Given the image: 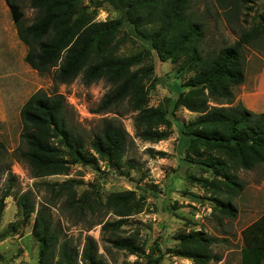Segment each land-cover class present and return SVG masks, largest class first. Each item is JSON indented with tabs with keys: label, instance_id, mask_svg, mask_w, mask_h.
<instances>
[{
	"label": "trees",
	"instance_id": "1",
	"mask_svg": "<svg viewBox=\"0 0 264 264\" xmlns=\"http://www.w3.org/2000/svg\"><path fill=\"white\" fill-rule=\"evenodd\" d=\"M4 1L18 40L27 48L24 62L32 70L52 71L56 86L68 85L80 77L81 83L88 87L102 79L109 88L95 113L115 114V109L126 105L134 114L135 135L143 142L156 144L168 140L175 125L181 149L188 150L193 157L198 159L211 150H219L222 156L217 159L206 157L194 163L204 167V173L213 178L201 179V182L204 188L212 189L214 209L222 216H236V208L228 202L244 189V182L237 179L236 173L264 166V113H253L240 102L234 104L233 93L244 82L243 49L264 30V15L260 14L262 21L258 26L241 32L230 46L202 55L199 43L204 28L190 16L189 0H104L118 14L117 18L104 22H93L80 13L78 0H27L35 12L29 24H24L20 8V2L25 0ZM216 1L220 8L226 9L235 1L247 5L253 0ZM150 25L155 29L146 31ZM127 37L147 44L159 63L182 57V67L195 68L194 76L182 85L184 90L177 93L171 110L161 105L148 107V89L154 84L150 83L147 88L144 80L152 73L153 66H142L144 53L118 54ZM177 108L197 116L188 122L168 118V115L174 117ZM66 109L67 104L57 91L47 94L42 90L33 93L20 109V139L25 149L17 158L27 166L33 179L67 175L73 164L95 168L97 160L116 168L134 167L131 162H122L129 136L119 118L102 120L100 130L87 144L68 126ZM159 126L165 130L160 131ZM53 138L58 139L62 150L51 143ZM156 156L163 154L157 152ZM75 184L67 180L43 186L49 192L58 193L57 197L64 196L70 207L81 210L75 203ZM9 196L10 188H7L1 202ZM14 202L28 214L35 212L32 235L41 243L40 264H76L75 249L66 241L57 245V237L50 231L45 214L48 203L35 210L27 193L14 196ZM135 202V193L124 191L110 194L104 203H98L116 217L113 222L102 223L101 235L120 229L128 218L138 214L140 209ZM82 205L93 209L92 203ZM108 241L111 247L127 255L144 256L146 264H157L161 258L160 254L153 257V252L145 254L132 236H117ZM178 241L181 245L175 252L178 257L198 264L221 260L220 256L208 252V247L218 242L216 238L194 233L181 235ZM243 241L241 264H264V216L248 227ZM79 259L81 264H104L98 258L97 243L90 236L84 239Z\"/></svg>",
	"mask_w": 264,
	"mask_h": 264
},
{
	"label": "rangeland",
	"instance_id": "2",
	"mask_svg": "<svg viewBox=\"0 0 264 264\" xmlns=\"http://www.w3.org/2000/svg\"><path fill=\"white\" fill-rule=\"evenodd\" d=\"M78 11L86 14L93 22L115 19L118 14L104 0H78ZM6 3L0 0V264H40L42 261L41 243L32 235L35 212L28 214L14 202V196L27 193L29 201L35 204V210L43 203L46 218L50 222V231L57 237V245L66 241L77 252L76 264H81L79 255L86 236L95 240L98 246V258L104 264H146L144 256L127 255L111 247L109 238L132 236L145 254L153 252L161 258L157 264H198L175 255L181 248L179 236L200 233L208 238H216L217 243L208 247V252L220 256L219 262L206 264H241V251L244 248L243 233L249 225L244 217L242 200L251 198V215L264 209V200L258 193L246 185L263 177L264 166L257 167L249 174L236 173L237 179L244 182V190L238 201L228 200L236 208V216H222L214 209L212 189L204 188L201 179H213L204 173L202 166L194 161L217 159L222 156L219 150H211L201 158L183 151L178 143L177 126L172 125L168 140L156 144L143 142L135 135L134 114L126 105L115 109L114 113L96 114L95 110L102 96L108 91V85L100 79L90 86H84L80 77L68 85L56 86L53 72L38 73L25 62L27 48L18 40L15 26L11 23ZM24 24H29L35 14L27 0L20 2ZM249 8V9H248ZM190 16L203 25V38L199 43V53L218 51L233 44L243 31L258 26L260 14L264 15V0H253L247 5L234 2L226 9L220 8L216 0H189ZM154 25L146 31L154 30ZM144 53L142 66H153L151 74L144 80L148 89V107L171 110L177 93L184 90L182 85L195 73L194 67L181 66L183 58L176 61L159 63L154 52L147 44L135 37H127L120 47V56ZM244 82L233 89L234 104L242 103L243 98L250 99L249 105L257 107L261 99L264 103V30L243 49ZM42 90L47 94L57 91L66 104L68 126L88 142L93 134L100 130L102 120L119 118L129 136L126 153L122 162H131L132 169L111 167L97 160L95 168H86L79 164L70 166L67 175H56L42 179H33L27 166L18 160V154L25 149L20 139L21 121L19 112L25 101L35 92ZM252 106V105H251ZM179 122L194 119L183 108L174 110ZM164 131V126L158 127ZM51 143L62 150L58 139ZM88 149V145L85 147ZM157 152L163 154L156 156ZM207 157V158H206ZM205 158V159H204ZM75 181L76 206L70 207L65 197L47 190L44 183H62ZM256 183V182H255ZM217 186V185H216ZM7 188L10 195L1 202ZM124 191L135 193V203L140 212L131 216L120 229L101 235L102 223L113 222L116 217L98 206L104 203L110 194ZM226 199V198H225ZM227 200V199H226ZM84 202L93 204L90 210ZM261 202V203H258ZM50 204V205H49ZM156 244V245H155ZM158 246V247H157ZM57 250V249H56ZM157 250H159L157 252Z\"/></svg>",
	"mask_w": 264,
	"mask_h": 264
},
{
	"label": "crops",
	"instance_id": "3",
	"mask_svg": "<svg viewBox=\"0 0 264 264\" xmlns=\"http://www.w3.org/2000/svg\"><path fill=\"white\" fill-rule=\"evenodd\" d=\"M6 11H8L7 10V7H6ZM9 12V11H8ZM11 23H13L12 21H11ZM0 24H1V21H0ZM0 32H1V30H0ZM264 97V96H263ZM249 100L250 99H246V98H243V102L241 103L247 110H249V111H251V112H253V113H256V114H260V113H264V103L262 102L263 100L261 99V101L259 102V104H258V106L257 107H255V106H253V104H251V105H249ZM190 113V112H189ZM190 114H192V116L195 118L197 115L195 114V113H190ZM257 167H261V166H257ZM257 167H255V168H257ZM254 168V169H255ZM253 169V170H254ZM245 172H247V173H249V174H251L252 173V170L251 171H245ZM263 180V177H261V178H258V180L257 181H255V182H253V183H251L250 185H246L247 187L246 188H248V189H250V188H253V189H255L256 191H257V193H258V199L260 200V201H263L264 200V181H262ZM244 190V189H243ZM242 193V192H241ZM240 193V194H241ZM239 194V195H240ZM238 195V196H239ZM238 196H236V197H234V198H232L233 199V203L234 202H236V201H238L237 199H238ZM242 202H243V204H242V206H243V208H245L244 209V211H247L245 214H244V217L245 218H247V216H248V221L249 220H253V221H251V223L249 224V225H247V226H245L243 229H245V228H247V227H250L252 224H254V223H256L257 221H259L263 216H264V209H262V210H258V212L256 213V214H254V215H251L250 214V212L252 211V208H253V203L251 204V198L250 197H248V198H244V200H242ZM258 203H261V202H258Z\"/></svg>",
	"mask_w": 264,
	"mask_h": 264
}]
</instances>
